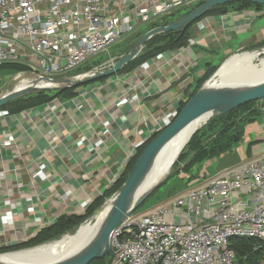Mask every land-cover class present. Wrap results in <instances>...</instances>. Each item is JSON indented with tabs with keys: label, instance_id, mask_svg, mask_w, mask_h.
Segmentation results:
<instances>
[{
	"label": "crops",
	"instance_id": "crops-1",
	"mask_svg": "<svg viewBox=\"0 0 264 264\" xmlns=\"http://www.w3.org/2000/svg\"><path fill=\"white\" fill-rule=\"evenodd\" d=\"M142 1L147 0H106L117 14L127 8L134 9ZM261 8L264 6L204 16L188 29L187 42L191 39L192 44L186 42L166 50L131 70L117 71L102 80L93 79L96 81L76 87L73 96L56 97L19 111L1 107L0 247L35 237L62 215L80 214L81 203L92 202L110 187L124 171L126 157L136 153L135 145L157 131L162 115L177 108L211 67H218L240 49H253L263 43L264 32L238 46L231 38L245 31L250 10L261 11ZM143 24H148L150 29L157 26L155 22ZM125 47L120 44L116 46L118 49L108 50L102 54L104 61L91 64L87 71L76 72L91 61L89 58L67 76H81L105 61H116L124 55ZM221 54L219 61L214 62ZM5 86L0 85V95ZM46 86L56 88L63 84L43 87ZM258 118L262 121H257ZM262 147L264 111L259 110L252 120L243 124L240 139L230 150L202 161L188 173L180 172L179 176L189 175L188 181L178 180L167 196L193 186L189 184L193 175L196 174L198 184L203 177L252 158ZM185 162H180L178 169ZM40 168L45 172L44 177L35 175ZM7 215L12 216L11 223L5 222Z\"/></svg>",
	"mask_w": 264,
	"mask_h": 264
},
{
	"label": "built area",
	"instance_id": "built-area-1",
	"mask_svg": "<svg viewBox=\"0 0 264 264\" xmlns=\"http://www.w3.org/2000/svg\"><path fill=\"white\" fill-rule=\"evenodd\" d=\"M147 1L117 14L106 0H0V65H24L15 74L28 72L39 80L77 77L67 73L107 52L138 25H161L158 19L173 9L205 0ZM114 62L105 61L88 73ZM178 108L162 115L157 131L173 120ZM35 175L44 177L45 172L40 168ZM89 203L78 210L83 213ZM4 220L11 223L12 216ZM236 236L252 237L264 249V147L143 214L130 211L108 236L109 264H236L229 246Z\"/></svg>",
	"mask_w": 264,
	"mask_h": 264
},
{
	"label": "trees",
	"instance_id": "trees-1",
	"mask_svg": "<svg viewBox=\"0 0 264 264\" xmlns=\"http://www.w3.org/2000/svg\"><path fill=\"white\" fill-rule=\"evenodd\" d=\"M201 3L202 2H198L194 6L188 7L185 12L189 11L191 8L195 6L200 5ZM260 6H264V4L254 3L249 1H231L228 3L211 7L209 11L206 14H204L202 17L215 13H224L231 9H244L248 7H254L255 9H257ZM167 23L168 21L164 19L162 20L161 25ZM191 24L187 25L186 28L183 30L180 27L175 30L161 32L152 35L148 40H146V42L144 43L143 47L138 52V54L134 58H132L129 62L124 64L120 68L119 72L131 70L136 65L140 64L141 62L149 58L156 56L159 53L185 45L189 37L188 29L191 26ZM139 38H140V34H136V36L133 38L132 42L130 43L133 45L131 46V48H128V46L125 45L126 47H125L124 55L134 47V44L137 42ZM263 45H264V41L258 47ZM102 54L103 53L90 58L91 61L88 64L86 63L83 67L79 68V70H77L76 72L87 71V69L90 68L91 64H99L102 61H104L105 60L103 58L104 55ZM0 67H10L13 68L15 72L26 69L24 65H19V64H2L0 65ZM216 68L217 67H211L197 81V84L194 86L191 92L186 96V99L182 100L179 103L178 111L184 105L185 101L197 89H199L201 84L216 70ZM102 79H104V77L98 78L96 80H102ZM96 80H88L68 88L60 87L55 90L41 89L34 92H30L5 103L4 105L0 106V108L6 107L11 111H19L26 107L45 103L56 97H70L74 95V89L76 87ZM255 101L256 100L243 103L238 107H236L235 109H232L225 113H217L211 116L198 130H195V132L189 139L187 145L185 146L186 149L184 148V150L179 154L178 159L176 158L177 159L176 161L177 163L175 164L176 169L173 170L166 179H164L160 184H158L156 188L146 198L152 195V193H154V191L158 187L164 184L173 175H178L180 172L188 173L191 171L192 167L196 166L202 161L230 150L231 146H233L240 139V136L242 134L243 124L247 120H252L254 115L259 113V108L255 107L254 105ZM158 133L159 131H154L149 138H147L140 146L137 147L136 153L130 158L129 163L125 167L124 171L117 178V180L113 182L110 187L104 190L101 195L97 196L92 202H90L83 213H80L78 215L76 214L62 215L57 219V221L54 224L40 230L35 237L28 239L25 242H20L17 244L0 247V252L31 247L52 239H57L62 234L72 231L74 228L79 226V224L82 223V221L90 217L95 211H97L100 208V206L103 204V202L109 195L118 191V189L125 182L127 175L131 169V166L136 161L142 149ZM189 152H192V154L188 157ZM183 161H186L183 167L178 169L177 165H179V163ZM170 196L172 195L167 196L166 199H168ZM229 246L234 250L236 264H261L262 261L264 262V249L263 247H259L257 240L252 237H247V236L231 237L229 240ZM109 262H110V253L108 252L101 257L94 258L88 264H109Z\"/></svg>",
	"mask_w": 264,
	"mask_h": 264
},
{
	"label": "water",
	"instance_id": "water-1",
	"mask_svg": "<svg viewBox=\"0 0 264 264\" xmlns=\"http://www.w3.org/2000/svg\"><path fill=\"white\" fill-rule=\"evenodd\" d=\"M231 1H249L254 3L264 4V0H205L200 5L191 8L189 11L181 15L180 17L169 21L167 24L158 25L151 29H149L146 33H144L135 46L125 55L118 58L113 65L110 67L98 71L95 73H83L81 77L74 81H68L63 86L65 87H72L74 84L81 83L85 80H93L98 79L105 76H110L120 68L129 62L132 58H134L138 52L143 47L146 40H148L152 35L167 32L171 30H175L180 28L183 30L186 28L187 25L193 23L197 19H200L204 14H206L209 9L213 6L228 3ZM261 49V48H259ZM258 50L253 49L251 51ZM248 52V51H243ZM241 52V53H243ZM263 51H259L258 54L262 53ZM228 56L217 68L216 70L201 84L199 89H197L184 103V105L179 109L176 116L173 120L163 129L159 131V133L142 149L141 153L137 157L134 164L131 166V169L127 175L125 182L122 186L118 189V191L114 195L113 199V207L106 218L104 223L103 229L95 235L89 243L84 247L82 251L78 254L61 259L55 262H42L41 260L31 261L30 263H21V264H88L91 260L97 257H101L109 252L108 247V236L111 231L118 226L120 221L124 216H126L130 211L128 210V198L138 182L141 180L145 172L150 166V163L159 150V148L177 131H179L182 127L188 124L190 121L201 117L207 116L204 123L213 115L217 113H225L232 109H235L239 105L259 100L264 98V81L256 83L254 85L247 86L245 88L233 89V88H215V89H207L205 88L204 84L208 81L216 72L217 70L224 64V62L231 57ZM64 79L63 77H57L53 80ZM61 86V87H63ZM64 87V88H65ZM60 87H43V88H30L23 90L21 92L15 93L11 96H4L2 93L0 95V106H2L7 101L18 97L20 95L34 92L41 89H57ZM198 130V129H197ZM195 132V131H194ZM159 184H155L152 188L146 192L144 195L140 196L136 199L134 205L131 209H134L138 206ZM81 225H79L80 227ZM78 227V228H79ZM77 228V229H78ZM66 234V233H65ZM64 235V234H62ZM61 235V236H62ZM60 236V237H61ZM52 241V240H51ZM49 242V241H48ZM46 243V242H45ZM44 243L37 244L31 247H25L17 250L0 252V254L4 253H12L18 252L26 249H31L37 246H41Z\"/></svg>",
	"mask_w": 264,
	"mask_h": 264
},
{
	"label": "bare ground",
	"instance_id": "bare-ground-1",
	"mask_svg": "<svg viewBox=\"0 0 264 264\" xmlns=\"http://www.w3.org/2000/svg\"><path fill=\"white\" fill-rule=\"evenodd\" d=\"M260 50L264 53V47H262L261 49L252 52L234 54L229 57L217 72L206 81L204 84L205 88L239 89L264 81V57H259L260 54L258 53ZM80 77L81 76H77L59 80H39L31 73L21 72L15 74L10 79L6 86L7 88L3 90V95L11 96L17 93L20 88L24 90L28 89V87L23 88V85L29 81L35 83L33 88L39 89L43 88L44 84L61 83L64 85L66 82L77 80ZM206 117L207 116L205 115L190 121L159 148L153 157L149 168L128 198L129 211L132 210L131 208L136 199L148 192L152 188L151 186L153 183L167 173L168 168L172 165L176 157H178V153L193 135L195 127L203 124ZM113 199L114 197H110L107 200ZM112 207L113 203L103 218L100 219L99 223L95 225L90 236L83 241L80 240L83 235L85 224H82L75 232L66 233L60 238L44 243L41 246L18 252L0 254V264H21L27 262L30 263L31 261L38 262L39 260L42 262H55L78 254L84 249L89 241L103 229L106 218Z\"/></svg>",
	"mask_w": 264,
	"mask_h": 264
},
{
	"label": "rangeland",
	"instance_id": "rangeland-1",
	"mask_svg": "<svg viewBox=\"0 0 264 264\" xmlns=\"http://www.w3.org/2000/svg\"><path fill=\"white\" fill-rule=\"evenodd\" d=\"M180 8L181 7H178V9H180ZM187 8H185V7L183 8L182 7L180 11H178V12L175 11V13H173L171 16H167V18L165 20L169 22V20L175 19L178 16L183 15L184 12L187 10ZM250 12H251L250 13V16L251 17L249 16L248 19H247V25L245 26L246 27L245 31L240 32V33H236V34L233 35V37H231L232 40H233L234 45H236V46L241 45L243 43L245 44L248 40H251L253 38V36H255L258 32H264V8H261V11H259V10L258 11L250 10ZM252 12H253V14H252ZM149 29L150 28H149L148 24H143L135 32L130 33L128 36H126L125 38H123L121 41H119V42L115 43L114 45H112L110 47L109 51H111L113 49L114 50L118 49V48H116V46L118 47L120 44H122L124 46L127 45L128 48H131V46H133V45L130 44V43L132 42V40L136 36V34H140V37H141ZM135 44H134V46H135ZM262 47H264V45L263 46H260V47H257V48H254V49H259V48H262ZM251 50H253V49H243V50L240 49L236 53L243 54V53L252 52ZM243 51H248V52H243ZM241 52H243V53H241ZM222 56H223L222 54L221 55H218L214 62L219 61V59ZM259 57L260 58L264 57V53H260ZM13 74H15V70L13 68H10V67H0V85L1 84L2 85L6 84V86H7L8 85V82L10 81V79L14 76ZM30 82H32V81L26 82L23 85V88H25V87H28V89L33 88L34 85H35V83H33V82L30 83ZM6 86L3 88V90L5 88H7ZM23 90L24 89H21L20 88V90L18 92H21ZM254 105H255V107L259 108V110H261L262 112L264 111V99L256 100ZM259 120L262 121L261 119L258 118L257 121H259ZM203 124L196 126L195 129H194V131L197 130V129H199ZM187 143H186V145H187ZM185 146L183 147V149L178 154H180L184 150V148L186 149ZM176 158L178 159V157H176ZM177 159L173 161L174 163H172V165L168 168L167 173L164 174V175H162L160 178H158L156 180V182L153 183V185H155L157 182H159V184H160L164 179H166L168 177V175L173 170L176 169L175 164L177 163L176 162ZM177 166H179V165H177ZM197 169H198V167L197 168L195 167L194 171H197ZM188 177H189V175H184V174H182L181 176H179V175H173L164 184H162L160 187H158L154 191V193H152V195H150L148 198H145L138 206H136L134 209H132V214L133 215H140V214H143V213L151 210L152 208L158 206L163 200H165L167 198L168 192L169 191H172V186L177 185V181L178 180L180 182H182V183H185V182L188 181L187 180ZM190 178L191 179L189 180V184L190 185L191 184L192 185H196V183H195L196 182L195 181L196 180V174L193 175ZM182 179H184V180H182ZM115 193H112L111 195H109L105 199V201L103 202V204L100 206V208L97 211H95L90 217H88L87 219H85L84 221H82V223L79 224V225L85 224V228H84V231H83V235H82V238H81L80 241H83L84 239H86L87 237L90 236V234L92 233V231L95 228V225L99 223L100 219L103 218V216L106 214V212L110 209V207H111V205L113 203V200H107V199H109L110 197H114ZM78 227L79 226H77L76 228H74L72 231H69V232H66V233H73V232H75L77 230ZM52 240H54V239H52ZM50 241L51 240H49V242ZM47 242L48 241H46V243ZM43 243H45V242H43ZM261 264H264V262L262 261Z\"/></svg>",
	"mask_w": 264,
	"mask_h": 264
}]
</instances>
